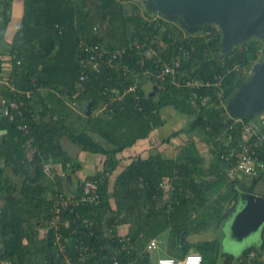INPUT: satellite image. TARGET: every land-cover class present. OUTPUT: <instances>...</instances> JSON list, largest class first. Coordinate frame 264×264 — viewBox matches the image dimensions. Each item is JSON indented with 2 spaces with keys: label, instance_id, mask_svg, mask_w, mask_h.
<instances>
[{
  "label": "trees",
  "instance_id": "1",
  "mask_svg": "<svg viewBox=\"0 0 264 264\" xmlns=\"http://www.w3.org/2000/svg\"><path fill=\"white\" fill-rule=\"evenodd\" d=\"M12 1L0 0V72L3 55L8 54L10 60V73L3 90V105L8 106L9 112L0 116V129H7L0 134V201H3L0 246L4 256L10 257L14 264H53V261L64 264L62 256L56 257L51 250L55 230L47 224L55 194L64 191L79 198L81 187L74 192L65 190L62 175L56 177L53 186L48 181L50 174L45 163L48 160L62 162L64 175L69 170L77 172L82 165L66 152L61 142L63 136L83 150L104 156L103 167L87 176L105 175L97 188L99 198L62 206L65 209L60 217L65 223L62 221L60 229L75 264H80L78 245L84 242L99 252L97 259L89 258L87 264L94 260L98 264H112L113 254L101 249V245L111 242L120 233L118 225L122 223L131 224L133 229L129 233L134 237L141 235L138 241L141 248L146 227L171 223L174 233L179 235L192 225L199 230V225L203 224L200 220L205 216L208 217L203 226L206 228L213 219L227 217L226 209L234 210L236 203L232 201H238L241 190L257 192L256 184L264 178V171L248 175L251 182L247 181V175L227 181V193L223 192V168L227 161L221 155L233 146L238 128L229 126L231 119L216 98L218 86L214 83L221 81L226 97L230 98L249 77L242 68L258 57L260 44H263L259 38H251L223 52L217 24L208 23L203 27L219 30V39L207 41L197 31H188L182 20H172L162 14L158 19H151V14L157 12L149 9L145 0H23L21 22L12 40L6 42ZM84 39H95L108 49L125 47L126 51L113 58L111 64L104 63L101 72H97L84 65L83 59L88 55L81 45ZM181 46L190 55L184 60L182 70L210 84L190 87L168 78L156 80L161 89L149 94L142 83L141 61L153 68L157 65L156 58H161L160 62L168 61ZM84 69L88 76L81 82L79 77ZM135 81L139 83L137 88L128 89ZM195 93L199 97L191 102ZM206 94H211L212 98L203 102L202 96ZM66 99L76 101V106H69ZM11 100L18 102L22 113L9 107ZM86 104H90L89 111H83ZM169 107L188 114L191 127L193 122H199L201 137L217 163L213 167L216 180L201 176L204 157L190 140L178 157L158 153L130 161L116 179L113 204L109 174L117 167L118 153L164 125L163 110ZM21 123L27 124L26 133ZM185 129H176L166 139ZM28 139L35 148L32 159L26 155ZM176 171L179 173L176 181L182 189L176 191L179 202L167 214V206L161 203L164 193L158 184L160 179L174 176ZM12 174L17 175L18 180H13ZM211 188L219 191V195L209 196ZM189 189L193 193L187 195ZM223 201L227 204L223 205ZM189 205L192 208H187ZM225 206L229 208H223ZM201 207L205 208L204 212L193 216V210ZM39 226L44 227V232H40ZM199 250L203 255L201 264H217V255L222 252L220 240H205L199 244ZM251 250H264V226L261 243L241 253ZM131 254L135 252L120 256L124 260ZM227 256L231 259L229 264H236L238 256ZM137 260V264H152L149 251Z\"/></svg>",
  "mask_w": 264,
  "mask_h": 264
},
{
  "label": "built area",
  "instance_id": "2",
  "mask_svg": "<svg viewBox=\"0 0 264 264\" xmlns=\"http://www.w3.org/2000/svg\"><path fill=\"white\" fill-rule=\"evenodd\" d=\"M159 17H161V14L158 12L151 14V19H158ZM94 30L97 32L96 26ZM197 33L198 35L205 37L207 41L211 39H219V30L215 28L201 29L197 31ZM81 45H84V48L88 53V55L83 59L84 65H89L97 72H101L104 63L111 64L113 58L123 54L126 51L125 47L114 49L105 48L99 41L95 39L90 41L84 39L82 40ZM189 58L190 55L188 54V50L181 46L178 53H176L168 61L160 62L161 58H156L155 62L157 65L153 68L146 66L144 60L141 61L140 65L142 67V73H150L151 76H153L158 81L171 78L172 82L190 87H198L203 84H210L209 81H204L203 79L195 77L189 72L187 73L185 70H182L184 60ZM238 66V64H235V67ZM133 70L136 71L135 68ZM87 76L88 73L84 69L80 74L79 80L83 82L86 80ZM179 77L182 78L179 79ZM138 84V81H135L130 84L128 89L135 90ZM214 84L218 86L216 88V98L218 99L220 105H226L228 98L225 95L221 81H218ZM197 97L199 96L197 93H195L191 98V102H195ZM211 98V94L202 96L203 102H206ZM71 102L74 106H76V101ZM9 107L11 109H19V104L17 101L11 100ZM6 108L8 113V106ZM19 112L22 113L20 109ZM13 116L14 115L11 113L10 117L13 118ZM229 124L230 127L238 128V131L236 132L233 146L227 148L221 155L225 161H227L223 168V174L226 181H231L235 178H242L244 175L254 176L264 171V159L262 158L264 147V114L261 117L259 116L256 120H246L243 117H235L231 119ZM20 126L24 128L26 133L27 124L21 123ZM29 159H32V157ZM56 165L57 164L53 161H47L45 163V169L49 174H51L53 170H55ZM58 166L61 170L63 169V163H58L57 167ZM178 176L179 173L176 171L174 176L163 177L160 179L158 184L159 188L163 190V198H166L164 200L165 205L167 206L165 209L167 214H170L174 206L179 202L176 191L182 189V187L176 181ZM104 179L105 175H101L96 177H85L83 180H81V191L78 194L79 198L75 197V194L73 196L67 195L64 191L57 192L54 196V206L51 213L52 215L49 218L47 227H53L55 230V240L51 250L56 257L62 256L64 259V264H75V261L71 258V255L68 254L66 245L63 242L64 233L60 228L62 226V221L65 223V220L60 217V214L65 208H62V206L71 203L76 204L82 200L92 201L98 199L99 192L97 191V188L101 183H103ZM192 193L193 191L191 189L187 190V195ZM140 236L141 235L134 237L129 232H120L112 239L111 242L102 244L101 249H107L113 254V259L111 262L112 264H137V259L139 256L143 255L149 249L158 247V238L152 237L146 246L139 248L138 241ZM78 249L79 256L77 261L80 264H87V260H89V258L95 259L96 256H99L98 250L86 242L79 244ZM131 252H135V254L129 255L124 260L122 259V256H120L122 253L129 254ZM95 260L92 264H98ZM202 261V253L191 251L187 252L182 257L160 255L156 260V264H201ZM0 264H14L10 257L4 256V250L1 246ZM53 264L59 263L53 261ZM236 264H264V250L261 252L251 250L244 254L241 253L238 255Z\"/></svg>",
  "mask_w": 264,
  "mask_h": 264
},
{
  "label": "crops",
  "instance_id": "3",
  "mask_svg": "<svg viewBox=\"0 0 264 264\" xmlns=\"http://www.w3.org/2000/svg\"><path fill=\"white\" fill-rule=\"evenodd\" d=\"M11 12L12 17L7 27V33L5 36L6 42L9 40H12L20 22L22 19L23 14V0H13L11 4ZM95 31V30H94ZM98 31V29H97ZM3 63H2V70L0 72V107H6L3 105L4 102V95L3 90L5 88V85L7 84V78L8 74L10 73V60L8 54L3 55ZM153 82L145 83V87L150 89V87H153ZM152 90V89H150ZM164 116H165V123L164 125H161L160 127L154 128L148 136L138 139L133 145L126 147L123 151H120L118 153V164L117 167L109 174V192L110 198L112 203H115V182L118 177V174L128 165L130 161L135 159L138 156L141 157H149L154 154L161 153L164 156L168 157H178L181 155V151L186 145V143L190 142V140L197 145L199 153L204 157V167L205 170L209 171L210 173H213V167L217 165V163L214 162V159L211 158L209 146L207 142L203 141L202 137L192 136V138L189 139L187 136V131L191 128V121L188 114H184L182 112H179L176 108L169 107L166 110H163ZM1 116V114H0ZM187 125V126H185ZM186 128L185 130L179 132L175 136H171L169 140L166 138L170 136V134L179 128ZM5 132H2L0 134H3ZM66 140V141H65ZM62 137L61 142L66 150V152L79 160L81 162V168L75 172L69 170L64 175V169L62 170L57 167L58 163L60 161L55 162L56 168L53 170V172L48 176V181L53 185V182L57 180V176L62 175V183L64 186V189L69 192H74L78 186H80L81 180H83L85 177H87L90 174L96 173L98 170H100L103 167L104 163V156L101 153H95L90 152L87 150H83L78 146L77 144L73 143L69 139H65ZM195 141V142H194ZM27 155V154H26ZM33 154L30 156L33 157ZM29 157V156H27ZM2 158L1 160L4 162L5 159ZM53 161V160H48ZM54 162V161H53ZM62 163V162H61ZM4 164V163H3ZM13 175V180H18V176L15 174ZM214 175V176H213ZM213 175L208 176L209 181H215L216 175L215 172ZM203 176V175H201ZM191 177V175H190ZM204 177V176H203ZM56 179V180H55ZM195 179H199V177H196ZM222 180V179H221ZM54 186V185H53ZM217 188V186H215ZM228 184L226 179L223 177V192L227 193ZM50 192V189L48 190ZM13 195V193L11 194ZM208 195L211 197H216L219 195V191L215 190L214 188H211L208 191ZM234 201V200H233ZM232 201V203H234ZM161 203L165 205V200L162 198ZM230 204V206L232 205ZM3 204V201H0V205ZM206 205L209 204V201L205 202ZM226 201H223V205H226ZM185 208V207H184ZM187 208H192L191 205H189ZM223 208H229L228 206H225ZM236 208V206L234 207ZM203 207L197 209L196 211L193 210V216L197 214L198 212L202 214L204 212ZM1 212V208H0ZM192 211H190L191 213ZM226 212L228 213V216L223 219H213L211 223L207 225L206 228L203 226L206 224L207 218L204 216L201 218L200 222H202V225H199L200 229L196 230L193 225L188 228V230H182L179 235L174 233V228L172 227L171 223H158L153 226H150V228L146 227V230L142 232L144 233L143 242L144 246L147 245L150 238L157 237L158 238V247L154 249H149V258L151 260L152 264H156V260L158 256L160 255H172L175 257L182 256L185 252H191L196 251L199 252V244L205 240H214L219 239L220 240V247L222 253L224 252L226 255L230 254L234 257H237L243 250H240L238 247L233 250L234 246L233 243L230 244V249L228 250L225 247V241H224V248H223V235L219 238V234L217 231L222 226H226V221L231 215V212L229 209H226ZM206 218V219H205ZM216 223H215V222ZM188 225H191L189 222ZM194 224V223H193ZM40 232H44V227L39 226ZM204 228V229H203ZM133 227H131V224L129 222L122 223L118 225V230L120 232H129ZM262 239L260 240L261 243ZM258 243V241L256 242ZM255 245V243H251V245ZM143 246V247H144ZM249 247V246H248ZM238 248V249H237ZM247 248V247H246ZM238 252H237V251ZM231 251H234L236 253H232ZM229 256H226V264H229L228 262L231 261ZM233 258V257H232Z\"/></svg>",
  "mask_w": 264,
  "mask_h": 264
},
{
  "label": "water",
  "instance_id": "4",
  "mask_svg": "<svg viewBox=\"0 0 264 264\" xmlns=\"http://www.w3.org/2000/svg\"><path fill=\"white\" fill-rule=\"evenodd\" d=\"M146 5L169 19L182 20L190 32L199 31L208 23L217 24L222 32L223 52L254 37L264 42V0H146ZM160 89L155 81L148 93L156 94ZM225 110L230 119L255 118L264 112V58L253 64L250 76L227 101ZM0 114H7V108L0 107ZM2 132L7 129H0ZM263 226L264 194L241 190L236 208L226 221L225 243H233L236 249L234 244L251 239Z\"/></svg>",
  "mask_w": 264,
  "mask_h": 264
},
{
  "label": "rangeland",
  "instance_id": "5",
  "mask_svg": "<svg viewBox=\"0 0 264 264\" xmlns=\"http://www.w3.org/2000/svg\"><path fill=\"white\" fill-rule=\"evenodd\" d=\"M146 1V0H145ZM94 28H95V26H94ZM98 29V28H97ZM220 30V32H221V28L219 29ZM222 40V32H221V38L219 39V41H221ZM260 40V39H259ZM261 41V40H260ZM259 41V42H260ZM242 43V42H241ZM260 43H263V44H260V52H259V54H258V57L257 58H254V60L248 65V66H246V68H242V70L244 71V72H247V74L250 76V74H251V70H252V66H253V64L259 59V58H264V42L263 41H261ZM143 75H144V78H143V85H144V87H145V83H148V82H155L156 81V79L153 77V76H151V74L150 73H142ZM245 74V76H246V73H244ZM247 75V76H248ZM150 77L152 78V79H150ZM247 80V79H246ZM245 80V81H246ZM153 87H150V89H152ZM150 89H148V88H146L145 87V90L148 92H150L151 90ZM52 91V90H51ZM45 95H47V92H45L44 93ZM47 97V96H46ZM47 98H49V97H47ZM230 98H228V100H229ZM227 100V101H228ZM66 102H67V104L69 105V106H71V107H74V105L72 104V102H71V100H69V99H66ZM227 104V103H226ZM225 106L226 105H224V110H225ZM87 108H88V104H86L84 107H83V111L84 110H86L87 111ZM261 114V113H260ZM259 114V115H260ZM258 115L254 118V119H252V120H256V119H258ZM199 121V120H198ZM198 123L199 122H193V125H192V127L190 128V130H186L187 132V136L189 137V139L190 138H192V136L194 137V136H197V137H200V136H202L201 135V131H200V129H199V127H198ZM185 126H187V125H185ZM63 138H64V140L65 139H68L66 136H63ZM202 139H203V137H202ZM66 141V140H65ZM25 148H26V154H27V156H29L28 158H30V156L33 154V152H34V150H35V148H34V146L31 144V140L30 139H28L27 141H26V144H25ZM200 151V150H199ZM1 162H3L2 160H1ZM4 163V162H3ZM203 165V167H204V163H202ZM200 168H202V167H200ZM8 171H11V169L10 168H8ZM202 175L205 177V178H208V176L209 175H213V173H214V171H213V173H210L209 171H207V170H205V168H202ZM214 176V175H213ZM247 181L248 182H251V176H248L247 177ZM256 190H257V192H260V193H262V194H264V180L262 179V180H259L258 181V183L256 184ZM229 211H230V209H229ZM231 212V211H230ZM215 222V221H214ZM216 223V222H215ZM263 228V227H262ZM262 228H261V230L259 231H257V232H255L252 236H251V239H250V237L247 239V241H240V242H238V243H236V244H234L236 247H238L240 250H243L244 248H246V247H248V246H252L251 245V243H255V245H257V244H260V240L262 239ZM224 232H225V229H224V226H222L221 225V227L219 228V230L217 231V233L219 234V238L224 234ZM258 241V243H256ZM233 245V244H232ZM225 247L227 248V249H229V250H231L230 249V245H229V242H228V244L226 243L225 244ZM222 248V247H221ZM223 248H224V235H223ZM237 248V249H238ZM234 249V248H233ZM226 254L223 252H221V253H219L218 255H217V259H218V263L217 264H226Z\"/></svg>",
  "mask_w": 264,
  "mask_h": 264
},
{
  "label": "flooded vegetation",
  "instance_id": "6",
  "mask_svg": "<svg viewBox=\"0 0 264 264\" xmlns=\"http://www.w3.org/2000/svg\"><path fill=\"white\" fill-rule=\"evenodd\" d=\"M262 179L264 180V178H262ZM262 179H261V180H262ZM235 203H236V202H235ZM234 209H235V208H234Z\"/></svg>",
  "mask_w": 264,
  "mask_h": 264
}]
</instances>
